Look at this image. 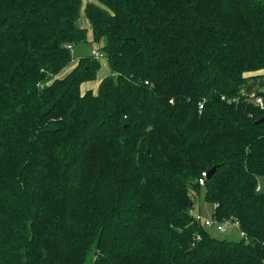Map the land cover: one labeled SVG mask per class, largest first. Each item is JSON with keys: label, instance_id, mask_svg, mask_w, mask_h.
Returning a JSON list of instances; mask_svg holds the SVG:
<instances>
[{"label": "trees", "instance_id": "obj_1", "mask_svg": "<svg viewBox=\"0 0 264 264\" xmlns=\"http://www.w3.org/2000/svg\"><path fill=\"white\" fill-rule=\"evenodd\" d=\"M263 68L264 0H0V264H264Z\"/></svg>", "mask_w": 264, "mask_h": 264}, {"label": "rangeland", "instance_id": "obj_2", "mask_svg": "<svg viewBox=\"0 0 264 264\" xmlns=\"http://www.w3.org/2000/svg\"><path fill=\"white\" fill-rule=\"evenodd\" d=\"M87 1H93V0H83V3H86ZM77 23L80 27L86 28L87 34L85 41L78 42L72 47L71 52H72V56L75 59L79 58L80 56L89 55L93 49L100 48L102 45V42L98 43L93 40L91 28L82 12L80 14ZM100 61H101V65L96 73V80L98 77L102 75V72L105 71L104 68L108 69L107 62H105L104 59H101ZM93 86L94 85H92V87ZM211 211H212V207L209 203H207L204 200L202 192L194 197V205L193 208L191 209V213L193 215L199 214L202 217V219L200 220L201 223H203L204 218H210ZM212 226H213V228L211 229L212 233L217 238H227V239L236 240L239 237V232L236 230V227H234L231 224L226 225L224 232L217 230L214 225Z\"/></svg>", "mask_w": 264, "mask_h": 264}, {"label": "built area", "instance_id": "obj_3", "mask_svg": "<svg viewBox=\"0 0 264 264\" xmlns=\"http://www.w3.org/2000/svg\"><path fill=\"white\" fill-rule=\"evenodd\" d=\"M68 47L70 48V45H68ZM92 54H93L95 57H97V58H103V54H102L101 52H97V51L92 50ZM255 102H256L257 104H259L260 106L263 105V101H262V99H261L260 97H256V98H255ZM201 106H202V105H200V107H201ZM206 175H207V172H202V173H201V177H199V179H198V182H199L201 185L203 184V182H204V178H205ZM256 189H260V186L258 185V186L256 187ZM194 216H195V218H197L198 220H201V219H202V217H201L199 214L194 215ZM203 222H204V224L207 225V226H212V225H214V226L216 227L217 230L222 231V232L225 231V227H226V225H228V224H231V225H233L234 227H238V222H237V221L226 220V221L221 222V223H215V222H214L212 219H210V218H204V219H203ZM240 235H243V233L240 232Z\"/></svg>", "mask_w": 264, "mask_h": 264}, {"label": "crops", "instance_id": "obj_4", "mask_svg": "<svg viewBox=\"0 0 264 264\" xmlns=\"http://www.w3.org/2000/svg\"><path fill=\"white\" fill-rule=\"evenodd\" d=\"M75 64V61H73V64H71L70 66H68L67 67V69H66V71H65V73L73 66ZM103 64H104V62H103ZM106 65V64H105ZM105 69V71L104 72H102V75L100 76V77H98L97 78V80H95V81H93V82H86V83H84L83 85H82V88L83 87H85L84 89H86V88H92L93 90H95L96 89V87H97V84H98V82H99V80L107 73V68H104ZM259 73H263L264 74V68L263 69H261L260 71H259ZM92 85H94L93 87H92ZM95 88V89H94Z\"/></svg>", "mask_w": 264, "mask_h": 264}, {"label": "water", "instance_id": "obj_5", "mask_svg": "<svg viewBox=\"0 0 264 264\" xmlns=\"http://www.w3.org/2000/svg\"><path fill=\"white\" fill-rule=\"evenodd\" d=\"M263 120H264V116L261 117L260 119L256 120V122L263 121ZM211 172H212V169L209 170V171L207 172V176H209V174H210ZM197 247H198V244H196V246L193 248V250H194V249H197Z\"/></svg>", "mask_w": 264, "mask_h": 264}]
</instances>
